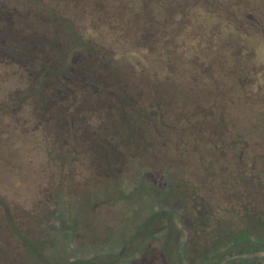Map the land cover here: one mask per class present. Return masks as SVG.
Wrapping results in <instances>:
<instances>
[{"label":"rangeland","instance_id":"374dc122","mask_svg":"<svg viewBox=\"0 0 264 264\" xmlns=\"http://www.w3.org/2000/svg\"><path fill=\"white\" fill-rule=\"evenodd\" d=\"M93 1L80 0L77 4H71L65 0H0V24L10 31L4 37L9 42L18 43L26 38L31 40L33 37H40L43 43L57 44L66 53V45L71 43L64 26L67 20L53 18L50 11L52 4L58 11H83L84 15L79 14L75 19V25L80 27L85 38L95 44L113 42L115 46H120L135 37L134 30H143L149 24L146 21L149 19L148 13L145 11L143 14H135L127 0H99L105 1L101 10L96 7V0ZM164 1L168 8L171 0ZM137 2L138 7L142 6ZM222 2L225 8H232L237 15L246 9L247 12H259L261 18H258L264 20V0ZM162 14L163 11L158 15ZM193 20L195 27L186 25L181 34L185 44L189 45L188 50L178 49L179 46L170 37L164 34L161 36L167 48L168 60L174 66L173 70L178 66L176 78H184L194 74L190 73V67L187 66L192 64L191 58L197 54V50H201L200 60L209 63V71L215 75L220 71L223 84L216 85L214 89L224 91L222 94L225 96L217 101L214 108L213 104L208 107L204 100L216 92L209 93L194 83L188 84L189 80L183 86L189 93L171 88L165 83L143 81L152 84V90L148 84H136L135 89L142 93L140 102L142 105L148 102L144 117L156 119L159 114L161 124L163 119L169 123L165 131L163 128L159 129L162 134L166 132L164 143L157 146L155 141L148 145V149L153 148L163 160L173 164L170 170L177 178L189 177L191 173L203 176L202 170L206 169L207 176H204L208 180L204 184L192 180L185 185L191 204H195L200 210L196 215L192 213L197 224L203 225L207 220L211 222L214 217L224 219L227 210L242 204L247 207L248 212L235 213L229 228L221 224L222 230L218 234H208V230L204 228L201 240L189 246L185 243L189 232L187 221L180 217L179 212L182 206L180 195L168 194L165 198L173 205L168 206L164 202L153 205V196L147 193L144 195L143 189L138 194H133L135 185L141 183L136 180L140 176L136 161L126 162L116 153V161L107 166L104 158L103 169L96 170L87 156L79 154L78 161L63 163V169L59 168L57 154L52 151L51 156H48L46 151L49 147L66 151L68 147L61 146L62 140L58 142L50 136L45 137L41 125L43 124V129L51 126L52 130L54 128L59 133L63 128L59 121L56 122L57 114L52 107L41 113L40 119L35 120L31 116L36 100V96L32 95L16 109L6 111L0 108V264H166L165 260L170 257L171 264H188L185 257L191 260L195 252L201 253L214 239L225 238L229 233H240L241 236L251 234L253 241L250 244H264V236L253 231L242 233L243 224L250 225L258 217L262 222L261 226H264V209L260 200L262 191L255 190L252 186L241 187L230 179L234 168L251 165L256 167L254 171L257 176H264V108L227 98L245 82L246 90L256 89L253 90L256 101L264 100V96L258 93L264 87H247L245 80L252 69V63L264 68V36L263 39L253 33L236 36L232 26L225 20L218 19L214 11L199 13ZM244 20L249 23L246 17ZM36 41L32 45H36ZM153 46L154 43H149V52L155 50ZM236 53L240 59L234 56ZM219 55L222 58L221 66H217L214 59ZM125 64L127 66L130 63ZM161 69L165 72L166 67L162 66ZM14 70L9 69L6 75H0V105L10 103V100L27 91L28 86H23V79L20 75L15 76ZM152 71L160 72L157 66ZM118 75L113 72L110 79ZM119 77L123 78V83L128 82V78L122 74ZM237 79L241 82L240 86ZM51 80L53 78L48 77L47 83ZM116 90L97 91L92 96H105L112 100L117 95L118 98L131 101L138 94L134 91L129 94L128 89ZM16 92L19 93L15 94ZM183 99L185 100L181 101ZM154 105L157 106L156 110ZM194 106L197 110L190 111ZM205 108L211 112L204 118L201 110H206ZM108 111L110 113L111 109ZM108 116L113 118L112 114ZM188 117H194L195 123L186 121V124L184 121ZM53 120L55 125L52 128ZM199 121L208 129L216 124L217 129L223 132V137L220 138L222 144L217 147L212 144L216 142L215 136L201 131L202 128L197 126ZM204 126L203 130L206 129ZM153 130L154 128L147 126L144 129L145 136H136L135 139L149 143L151 139L155 140ZM66 141L68 140H64ZM112 144L115 146V143ZM194 144L201 147L204 145L206 148L212 146L213 152H218L213 155L203 154L206 156L203 159L205 165L200 164L199 168L193 163L190 171L186 167L198 159L193 149ZM113 150L117 152L118 147L115 146ZM223 161H226V165L232 162L236 167H233V171L230 166L217 170ZM162 175L165 177L166 174ZM162 175H157L156 185L165 190ZM154 176L152 180L157 178ZM167 207L174 224L157 212L159 209L166 210ZM18 233L21 235L20 239ZM40 242L41 246L38 247ZM30 244L37 250L33 252L29 249ZM255 256L258 257L251 258L247 264H264V252H258ZM196 264L200 262L196 261Z\"/></svg>","mask_w":264,"mask_h":264},{"label":"trees","instance_id":"16d2710c","mask_svg":"<svg viewBox=\"0 0 264 264\" xmlns=\"http://www.w3.org/2000/svg\"><path fill=\"white\" fill-rule=\"evenodd\" d=\"M65 1H69L71 4H77L76 2L80 0L74 1L75 3L70 0ZM137 1L142 6L138 7ZM127 3L132 5L135 14H143L146 11L150 20H146L149 24L144 25L143 30H134L135 37L133 39L123 42L120 46H115L113 42H99V44L90 42L88 38L83 36L82 30L74 22L79 14L84 15L83 11L62 10V12L55 9L53 4L50 8L53 18H60L61 21L67 20L64 26L71 43L66 45L68 49L66 53H63L57 47V44L43 43L40 37H33L31 40L26 38L22 43H18L17 41L9 42L10 40L4 36H8L10 31L5 26L1 27L0 24V33L2 34L0 35V38H2L0 40V75H6L9 69H15V76L20 75L23 79V86H28L26 88L27 91L23 92L20 97L10 100V103L0 105V108L6 111H9L10 108L16 109V107L24 103L25 99L34 95L36 96V100L32 112H30L35 120L37 118L40 119V115L49 107H52V110L56 111V122H60L63 131L59 133L53 128L55 120L51 121L53 130L51 126L43 129V124L41 125V130L45 137L49 138L50 136L51 139L58 140V142L62 140L61 146L67 145L68 147L66 151L58 147L57 149H51L49 147L46 151L48 156H51L52 151L57 154L56 162L59 163V168L63 169V163L67 164L78 161L79 154L85 157L87 156L96 170L97 168L99 170L103 169L105 162H102V159L104 158L107 166L116 161L118 155L122 156L126 162L130 161V163H133L136 161L139 166V171L137 172L140 176L134 179L139 180L141 183L140 185H135L136 189L133 191V194H138L143 189L142 193L144 195L147 193L153 196V205L164 202L168 206H173L165 198L168 194L180 195V198H182V206L179 210L180 217L185 218L187 221L189 231L188 240L185 243L189 244V246L193 243L195 245L197 241L201 240L200 235L204 228L208 230V234H213V232L218 234L222 230V227H220L221 224L225 228H229L234 214L246 213L248 209H246L247 207L242 202L241 206L227 210V216L224 219L218 220L214 217V220L211 222L207 220L203 225L197 224L195 216L192 217V213L196 215L200 213V210L195 204H191L192 201H190L189 191L185 188V185L192 180L195 183L204 184L208 180L204 176H207L205 173L206 169L202 170L203 167L201 168L204 171L203 176L197 174L195 176L191 173L190 176L188 175L189 177L181 176V178H177L170 170L173 164L163 160L162 156H159L158 153L156 154L153 148L152 150L148 149V145L155 141L157 146L164 143L163 139L166 136V132L162 134L159 129L163 128L165 131V127L167 128L169 123L163 119V123H166L161 124V116L159 114L156 115V119L148 118V116L144 117L145 109L148 110V102L142 105L140 102L142 93L135 89L136 84L140 86L148 84L152 90V84L143 81L157 84L165 83L176 90H184L183 86L187 83H194L198 85L197 87L207 90L209 93L216 92L215 94L211 93L204 100L206 105L213 104L215 108L217 101L225 96L222 94L225 93L223 90L221 92L214 89L217 87L216 85L223 84L221 82L222 76L219 75L221 74L220 71L218 75L211 73L209 71L211 66L209 63L200 60L201 50H197V54L191 58L192 64L187 66L188 68L190 67V73L193 72L194 74L180 79L176 78L178 76H176V68L178 66L173 70L174 66L168 60L167 48H165V42H162L161 36L164 34L170 37L172 42H175L179 46L177 47L178 49L188 50L189 45L185 44V39L181 35L183 28L186 25L190 28L193 27L195 25L193 18L199 15V13L214 11L218 19L225 20L232 26L236 36H247L248 33H253L258 34L263 39L264 20L259 19L261 18L259 12H247L245 8V11L241 12L242 14L237 15L232 8H225L222 0H171L168 8H166L164 0H127ZM103 4H105V1L96 0L98 10L102 9ZM218 4H223V6H218ZM162 11L163 14L158 15ZM245 17L249 20V23H246V20H244ZM252 30L253 32H251ZM197 38L198 40H202L201 37ZM35 40H37L36 45H32ZM149 43H154L153 47H155V50L149 52ZM204 53L205 51H203L202 55ZM192 54L195 53L193 52ZM234 56L240 59L239 54L236 53ZM214 59L217 66H221V55L215 56ZM128 62L130 64L126 66L125 63ZM155 66L159 68L160 72L156 73L152 71ZM162 66L166 67L165 72L161 69ZM250 67L252 69H250L249 75L245 79L248 83L247 87L258 86V88H263L264 68L257 63H252ZM113 72L119 75L111 80L110 76ZM121 74L123 77L128 78L126 79L128 81L127 83H123V78L121 79L119 77ZM48 77H52L53 81L51 80L47 83ZM237 81L238 86H240V80L237 79ZM184 82L187 83L185 84ZM245 87L244 82L238 89L231 92L229 94L231 96H227V98L231 97L238 100V103L245 102V104L247 103L251 106L264 108L263 99L256 101L253 98L255 93L253 90L256 89H251V91L250 89L246 90L247 88ZM108 89H128L129 94L131 93L130 91L137 92L138 94H136V97H132L131 101H125L122 97L118 98L117 95H114L112 100H108L105 96H101V98L98 95L92 96L97 91L101 92ZM18 93L16 92L15 94ZM258 93L263 97L264 89H261ZM153 95L154 93L150 94L149 97ZM144 98L146 99V97ZM156 107L154 105V110H156ZM108 109H111L110 113ZM195 109L197 110L196 106L190 111H196ZM205 109L201 110L204 118L211 112L208 108ZM108 114H112L113 118L110 119ZM193 114L195 115V113ZM194 119V117H191V119L188 117L184 122L186 123L187 121V123L192 124L195 123L193 122ZM200 123L199 121L197 126L202 128L201 131L205 134L211 133L212 136H215L216 142L212 144H215L216 147L222 144L220 138L223 137L221 136L223 132L217 129L216 124L208 129ZM147 126L154 128L153 137H155V140L151 139L149 143H143L140 140L137 141L135 137L145 136L146 131L144 132V129ZM203 126L206 129L203 130ZM66 139L68 141L64 142ZM112 143H115V146L118 147L117 152L113 150L115 146ZM193 149L195 154L198 155V159L186 167L190 171L193 163L198 165L199 168L200 164L202 166L205 165L203 159L206 156L203 154L210 153L213 155L218 152H213L212 146L206 148L204 145L201 147L196 144L193 145ZM225 163L226 161L221 162L217 170L220 171L223 169V166L226 168L230 166V168L232 167L231 171H237L235 173L232 172V175L230 173V179H233L241 187L252 186L255 190H261L260 200H262L261 205H263L262 208L264 209V176H257L254 171L256 167H252V165L249 167L242 166L240 169H237L236 165H233L232 162H229V165ZM153 166H156V168L153 169ZM233 167L236 168L233 169ZM157 169L159 170L156 171ZM162 174H166V178ZM153 175L156 177L157 175H162V180L165 183L164 187H166L165 190L157 187L158 177L152 180ZM157 212L166 216L170 222H173V219L168 214L169 207L166 210L159 209ZM259 214L260 216L262 215L261 213ZM261 223L258 217L257 221L253 220L250 222V225L243 224L242 233L245 231H253L259 236H264V226L262 227ZM17 235H19L18 238L20 239L21 235L19 233ZM225 236V238L217 237L214 239L207 249L201 253L195 252L191 260L189 257H185L186 249L183 243V255L187 259L188 264H196V261L200 262V264H217L220 261H223L224 264H247L252 260L251 258L258 257L255 256L256 253L264 252V244H250L253 241L251 234L249 236H241L240 233H229ZM37 246H41V242ZM29 249L33 250V252L37 250L32 244H30ZM262 258L264 260V256ZM168 259L165 260V263L171 264V257Z\"/></svg>","mask_w":264,"mask_h":264}]
</instances>
